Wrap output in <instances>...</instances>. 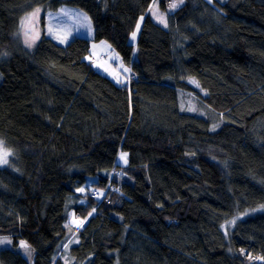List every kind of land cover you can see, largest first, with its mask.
<instances>
[{
  "label": "trees",
  "instance_id": "trees-1",
  "mask_svg": "<svg viewBox=\"0 0 264 264\" xmlns=\"http://www.w3.org/2000/svg\"><path fill=\"white\" fill-rule=\"evenodd\" d=\"M151 1L0 0V138L14 152L0 167V237L11 241L0 264H264V211L221 228L264 203V0H183L165 26ZM35 6L41 19L86 14L92 32L64 45L43 32L20 53L12 33ZM91 36L119 52L127 81L89 66ZM178 91L201 115L180 109ZM119 148L123 179L70 207L85 221L68 246L65 199L91 177L104 189Z\"/></svg>",
  "mask_w": 264,
  "mask_h": 264
},
{
  "label": "rangeland",
  "instance_id": "rangeland-1",
  "mask_svg": "<svg viewBox=\"0 0 264 264\" xmlns=\"http://www.w3.org/2000/svg\"><path fill=\"white\" fill-rule=\"evenodd\" d=\"M208 1V0H206ZM182 3V0H169L166 4L165 11L161 10L160 8V2L159 0L153 1L152 11L155 9H158L159 12L166 14V12L173 11L176 7H178ZM173 5H175L173 7ZM67 16L63 14L58 13H51V14H45L44 15V24L40 22L38 18H35L36 16L35 11H29L27 13H23L16 21L15 28L13 30V37H14V46L17 49V51H20V53H23L21 51L29 52L35 45L36 41L38 40V37L41 33V29L43 27V30L45 31V35L51 37L54 41L60 43V44H66L72 37L76 35H87L84 33L89 31L92 32L91 29V22L88 19L86 14H83V21L76 22L70 18L73 14L70 11H64ZM31 18V19H30ZM39 23V27L37 24ZM82 29H84V33L82 32ZM90 40V46L88 54L85 56V60L89 63V66L99 72V73H108L110 72V77L114 79L116 82L123 83L127 81V77L129 74H132L130 70V66L126 64L123 59L121 58L119 52L113 47V45L107 41V40H93L92 36L91 38H88ZM129 40H132V37L130 35ZM9 52H2L0 54V58H6V55H9ZM190 84H192V81L189 80ZM183 94L186 96L183 97ZM178 104L181 110H185L188 113H197L201 115V112H197L196 107L190 100V95L185 93L184 91H178ZM190 103V106L188 109H185V106ZM259 138H256L255 141L258 142ZM14 156L13 149L9 147L5 141L0 138V167H12L11 166V159ZM17 171V168H15ZM89 180L88 182H90ZM83 192V190H81ZM264 211V203L263 204H257L254 207H250L246 210H244L241 213H236L235 216L232 218H229L223 225L222 230L225 234H227L230 229L236 224L238 220H241L249 215L258 213ZM81 222V219L78 216H75L74 213H72V217L70 221L68 222V228L69 232L72 233L74 228L77 226V224ZM77 237L72 234L69 238V242H67L68 246L71 244L76 243ZM11 241L6 236L0 237V247L2 246H8L10 245ZM67 244L66 242L62 246L64 250L62 251V255L67 259L68 256L66 254L67 251ZM19 249L23 253L25 257H27L29 260H31L30 254H32L31 250H29L26 247V243L24 241L19 242ZM67 264H70V261H67Z\"/></svg>",
  "mask_w": 264,
  "mask_h": 264
},
{
  "label": "bare ground",
  "instance_id": "bare-ground-1",
  "mask_svg": "<svg viewBox=\"0 0 264 264\" xmlns=\"http://www.w3.org/2000/svg\"><path fill=\"white\" fill-rule=\"evenodd\" d=\"M32 10L35 11L36 16H34V17L37 18V22H38V18H39L40 22L44 24V19H41L42 14H43V11L41 10V7L40 6H35L32 9H30L29 11H32ZM29 11L24 12V14L29 12ZM146 13L149 14L151 16V18L155 22H157L153 18V16L148 12V9H147ZM18 19H20V18H18ZM37 26L39 27V23L37 24ZM43 32L45 34V31L43 30V27H42L41 33H40V35L38 37V40L40 39V37L43 34ZM131 42H132V40H131ZM191 148L194 149L195 152H198V150L195 147H191ZM193 154H195V153H193L192 151L188 150L187 153H186V157L185 158L191 157V156H193ZM205 158H208L207 154H205ZM126 159H127V157L125 155V151L119 148L116 151V153L114 154L113 159L111 160L110 169L108 171H106V172L113 171L115 173L112 179L116 178L117 181H121L123 179V174L121 172V167H122L123 163L126 162ZM186 163H188V162H186ZM188 167L192 168L194 171L198 170V166L197 165H192V164L189 163ZM143 178L147 182L151 181V177H148L147 175H144ZM88 181H89V178H88ZM115 185H117V184H115ZM80 189L83 190L84 194H82V195H80L78 197L73 195V194L67 196V198L65 199V203H63V205L69 206V208L70 207H74V206H79V205H83L84 202L94 201L98 197H101V196L103 197V196L106 195L105 189L100 188L99 185H95L94 183H89L88 182V183H86L84 188H80ZM116 190H117V187H113V188L108 190V194L110 195V194L114 193ZM108 202H109V200H108ZM239 213H241V212H239ZM68 220L69 219L66 217L65 221L67 222Z\"/></svg>",
  "mask_w": 264,
  "mask_h": 264
},
{
  "label": "crops",
  "instance_id": "crops-1",
  "mask_svg": "<svg viewBox=\"0 0 264 264\" xmlns=\"http://www.w3.org/2000/svg\"><path fill=\"white\" fill-rule=\"evenodd\" d=\"M153 1H156V0H152L149 7H148V12L153 16V18L158 22L160 23L161 25L165 26L166 25V22H165V16H164V13H162L161 11L159 12L158 9H155L154 11H152V6H153ZM221 2L225 1V0H219ZM183 2V0H182ZM181 5V4H180ZM166 15V14H165ZM90 38V37H89ZM107 75H110V72L107 73ZM112 79V78H111ZM126 157H127V153L125 154ZM89 180H91L89 183H94L95 182V179L93 177L89 178ZM94 180V182L92 181ZM80 192H81V189H79ZM83 193V192H82ZM72 213H73V209L70 208V210L66 213V217L69 219L67 221V226H68V222L70 221L71 217H72ZM81 222H79L77 224V226L74 228V230L72 231L71 235L74 234L76 228H78L80 226Z\"/></svg>",
  "mask_w": 264,
  "mask_h": 264
},
{
  "label": "built area",
  "instance_id": "built-area-1",
  "mask_svg": "<svg viewBox=\"0 0 264 264\" xmlns=\"http://www.w3.org/2000/svg\"><path fill=\"white\" fill-rule=\"evenodd\" d=\"M114 172L113 171H110L109 172V174H108V179H107V183H106V185H105V191H106V195L105 196H103L102 198H105L106 196H107V193H108V190L109 189H111V188H113V187H116V185H115V183L114 182H112V178H113V176H114Z\"/></svg>",
  "mask_w": 264,
  "mask_h": 264
},
{
  "label": "clouds",
  "instance_id": "clouds-1",
  "mask_svg": "<svg viewBox=\"0 0 264 264\" xmlns=\"http://www.w3.org/2000/svg\"><path fill=\"white\" fill-rule=\"evenodd\" d=\"M84 221H85V219H81V224H82ZM81 224H80V226H81ZM80 226H79V227H80ZM79 227H78V228H79ZM78 228H76L75 232L77 231ZM75 232H74V233H75Z\"/></svg>",
  "mask_w": 264,
  "mask_h": 264
},
{
  "label": "snow or ice",
  "instance_id": "snow-or-ice-1",
  "mask_svg": "<svg viewBox=\"0 0 264 264\" xmlns=\"http://www.w3.org/2000/svg\"><path fill=\"white\" fill-rule=\"evenodd\" d=\"M175 5H173V7H174ZM133 38H135V33H133Z\"/></svg>",
  "mask_w": 264,
  "mask_h": 264
}]
</instances>
